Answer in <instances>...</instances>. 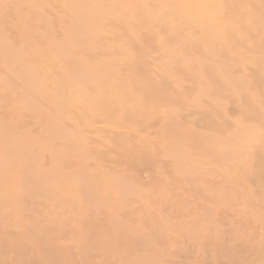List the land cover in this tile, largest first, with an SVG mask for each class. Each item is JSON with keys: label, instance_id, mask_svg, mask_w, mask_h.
Listing matches in <instances>:
<instances>
[{"label": "rangeland", "instance_id": "374dc122", "mask_svg": "<svg viewBox=\"0 0 264 264\" xmlns=\"http://www.w3.org/2000/svg\"><path fill=\"white\" fill-rule=\"evenodd\" d=\"M90 1L0 0V264H264V0Z\"/></svg>", "mask_w": 264, "mask_h": 264}, {"label": "bare ground", "instance_id": "6f19581e", "mask_svg": "<svg viewBox=\"0 0 264 264\" xmlns=\"http://www.w3.org/2000/svg\"><path fill=\"white\" fill-rule=\"evenodd\" d=\"M88 2H87V4H91V1L90 0H87ZM106 2H107V0H105ZM104 1V2H105ZM236 3H238V0H229V4H230V6H231V8L233 9L232 11H230V12H234V13H237V10H236V7L237 6H235L236 5ZM79 7V6H78ZM78 7L76 8V10L78 9ZM116 11V10H115ZM131 11V10H130ZM114 14H116V13H113V14H111V15H113V17H114ZM118 14V13H117ZM238 14V13H237ZM133 16H139L138 15V13L137 12H134L133 11ZM98 19V18H97ZM90 20V19H89ZM93 20V19H92ZM91 21V20H90ZM74 30V29H73ZM96 33H97V31L95 30V35H96Z\"/></svg>", "mask_w": 264, "mask_h": 264}]
</instances>
